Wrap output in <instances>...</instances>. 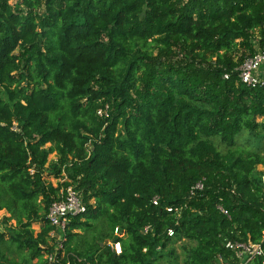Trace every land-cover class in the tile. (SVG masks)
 Here are the masks:
<instances>
[{"label": "trees", "instance_id": "16d2710c", "mask_svg": "<svg viewBox=\"0 0 264 264\" xmlns=\"http://www.w3.org/2000/svg\"><path fill=\"white\" fill-rule=\"evenodd\" d=\"M262 49L264 0H0V244L46 264H162L187 240L184 264H264L226 247L264 250V85L239 78ZM239 137L255 150L214 142ZM69 186L87 210L50 263L47 215ZM101 218L107 233L85 246L75 230ZM116 228L120 255L105 242Z\"/></svg>", "mask_w": 264, "mask_h": 264}, {"label": "built area", "instance_id": "2783aa9c", "mask_svg": "<svg viewBox=\"0 0 264 264\" xmlns=\"http://www.w3.org/2000/svg\"><path fill=\"white\" fill-rule=\"evenodd\" d=\"M264 66V49L258 51L253 56L247 58L242 66L239 68V78L240 80L247 86L256 87L260 84L264 85V77L262 76V68ZM225 78H229V75H225ZM109 106L106 105L105 108H100L97 114L100 117L108 115ZM33 173V172H32ZM204 190V183L198 182L196 183L190 192V197L196 195L198 191ZM153 203L155 205L159 204V197H155L153 199ZM182 208H177L174 206H168L166 209L169 213L179 218L182 214ZM219 209L224 213L226 216H229V212L219 207ZM87 207L85 202L83 201L82 195L78 192L73 186L67 187L65 190L62 191L61 198L59 201L54 202L48 212L47 218L54 227V230L50 232V240L52 244L55 245L54 253L47 256L50 263H59L56 259L58 256L59 251L63 250V242L66 240V231L68 228V224L71 220L72 216L80 215L86 212ZM150 227L147 226L144 229V233L149 231ZM168 235L170 237L175 236V230L173 228L168 229ZM124 234L119 228H116L114 231V239L108 242L111 250L116 254H122L123 247L122 241L120 238H123ZM226 247L232 251L237 253L239 258H256V257H264V250L261 244H252V243H242L239 241H227ZM65 253L63 252V255ZM70 264V262L64 263Z\"/></svg>", "mask_w": 264, "mask_h": 264}, {"label": "rangeland", "instance_id": "374dc122", "mask_svg": "<svg viewBox=\"0 0 264 264\" xmlns=\"http://www.w3.org/2000/svg\"><path fill=\"white\" fill-rule=\"evenodd\" d=\"M16 0H11V3L14 4ZM258 121H262V118H258ZM215 144L219 148L222 153H227L230 150L239 151V152H252L255 150L252 142H248L246 137H239L237 140V144L233 148H229L228 146L220 143L218 139H214ZM47 146H50L48 144ZM50 161L57 160V153L53 152L50 157ZM257 172L264 173V166L258 165L256 167ZM47 182L51 183L54 187L62 185L65 181H67L66 174L64 173L61 177L56 178L55 176H45ZM63 188L60 191L62 194ZM11 216V214L3 209L0 211V230L4 231L5 218ZM105 220L99 219L94 222L93 229L91 231H79L75 230V232H80L82 235L80 237L81 243L85 246H88L95 241H99L103 236V233H107V229L105 227ZM16 225V220H11L9 225ZM32 229L35 234L39 233L41 230V224L39 222H35L32 224ZM105 242H109V239H106ZM195 245L193 242L187 240H179L174 243L170 249L174 251V254L171 257L165 258L162 260V264H184L185 260V249L190 248ZM45 258L43 260L35 259L30 262L27 251L19 250L15 245L11 244L8 240L4 243L0 244V264H46Z\"/></svg>", "mask_w": 264, "mask_h": 264}, {"label": "crops", "instance_id": "0c3cea01", "mask_svg": "<svg viewBox=\"0 0 264 264\" xmlns=\"http://www.w3.org/2000/svg\"><path fill=\"white\" fill-rule=\"evenodd\" d=\"M262 72H263V73H262V76L264 77V66H263V68H262Z\"/></svg>", "mask_w": 264, "mask_h": 264}]
</instances>
